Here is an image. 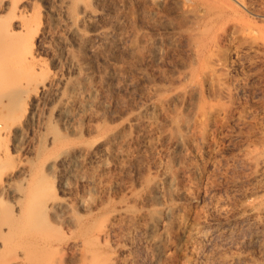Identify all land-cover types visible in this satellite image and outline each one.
<instances>
[{"label": "rangeland", "instance_id": "1", "mask_svg": "<svg viewBox=\"0 0 264 264\" xmlns=\"http://www.w3.org/2000/svg\"><path fill=\"white\" fill-rule=\"evenodd\" d=\"M34 1L47 17L45 0ZM49 1L56 12L52 32L61 33L73 0ZM96 7L99 21L116 28L123 42L104 53L74 51L70 44L66 53L57 39L46 43L42 55L51 70L80 81L72 94L84 96L90 84L93 95L72 108L68 126L56 122V104L43 99L20 156L39 168L35 150L46 135L90 146L106 131L123 128L135 112L143 118L140 137L147 134L150 145L133 142L140 151L124 159L69 158L63 170L35 169L69 206L49 212L52 225L41 233L63 245L38 243L29 251L40 261L27 264H78L73 244L81 229L94 231L121 206L155 223L152 237L164 238L153 251L149 234L125 223L134 250L120 252L124 264L133 254L140 264L152 258L156 264H264V0H100ZM72 58L80 60V70H73ZM124 133L135 134V127ZM162 167L170 177L148 198ZM20 178L16 188L27 185ZM15 200L0 192V205L9 204L11 212L4 222L19 212ZM167 206L173 211L158 221ZM206 229L209 235L200 238ZM6 236L0 227V237ZM122 244L112 235L98 243L100 251ZM19 245H0V263L14 258Z\"/></svg>", "mask_w": 264, "mask_h": 264}, {"label": "bare ground", "instance_id": "2", "mask_svg": "<svg viewBox=\"0 0 264 264\" xmlns=\"http://www.w3.org/2000/svg\"><path fill=\"white\" fill-rule=\"evenodd\" d=\"M99 1L73 0L71 9L67 7L69 9L66 16L69 22L64 25L61 33H58L52 32L56 12L52 9L49 0L44 1L47 17L38 11V5L34 0H0V192L15 195L16 200L13 206L19 209L12 221L10 220L11 222H4L6 216L9 220L11 212L8 209L10 207L6 203L0 205L1 231L7 232L6 237H0V245L7 247L11 244L13 247L20 244L17 246L20 249L16 256L4 264H27L29 260L40 261L30 256L32 253L30 249L38 243H61L41 233L52 225L47 220L49 212L68 208L69 202L64 197L53 195L50 183L38 180L39 168L63 170L67 167L69 158L75 161L106 156L124 159L140 151L132 146L133 142H138L140 148L150 145L147 134L140 137L139 128L142 126L143 118L140 112H135L131 121L127 122L123 128L106 131L95 144L90 146L64 143L62 138L54 134L46 135L44 144H39V148L35 150L39 168H35L33 163V165L28 164L20 156L21 151L24 150L23 142L26 140L30 125L39 115L41 102L47 100L48 105L56 104L54 108L56 122L68 126L74 123L75 112L72 108L77 105L82 108L91 101L93 95L94 86L90 84L87 85L84 96L72 94L80 81L72 80L65 74L61 75L51 70L42 55L43 50L47 48L46 43L51 38L57 39L63 44L66 53L70 51L67 47L69 44L74 47V51L77 49L86 53L101 50L104 53L103 49L111 45L118 46L123 42L116 28L108 27L99 21L101 13L96 7ZM82 25H86L88 30L83 31ZM57 61L56 56L51 58L53 64L56 65ZM70 63L75 71L82 68L78 58H72ZM112 77L114 76L110 78ZM164 102L168 103L170 99ZM150 105L159 104L151 101ZM128 126L135 127L136 133L126 135L124 128ZM6 140L10 144L6 143ZM174 143L177 144L178 140H174ZM9 146L18 153L17 159L16 155L13 157L12 150L9 151ZM19 174L20 179L27 185L16 188L14 179ZM169 177L170 174L166 168L159 169L158 175L153 178L145 195L152 199L155 192L161 191V184L167 182ZM191 199L195 202L199 201L195 197ZM172 211L173 208L167 206L164 212L159 214L158 221L163 219L164 214H170ZM136 213L128 206H121L114 210L106 222L94 231L83 227L80 233L82 238L74 241L73 244V249L76 250L75 257L78 258L77 263L124 264L120 260V252L130 248L134 250L131 243L132 234L125 231V223L139 226L146 231L147 235L149 234L148 238L153 239L154 248L152 250L156 252L160 250L163 247L164 238L163 236L152 237L156 227L155 223L143 220L145 216ZM111 235L117 245L121 242L124 244L116 250L100 251L98 245L100 240ZM208 235L209 232L206 229L200 232L199 237L204 239ZM137 258L133 254L129 262L125 264H140ZM155 260L153 258L151 261L148 260L149 264H154ZM44 264L52 263L46 261Z\"/></svg>", "mask_w": 264, "mask_h": 264}]
</instances>
